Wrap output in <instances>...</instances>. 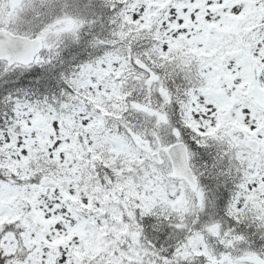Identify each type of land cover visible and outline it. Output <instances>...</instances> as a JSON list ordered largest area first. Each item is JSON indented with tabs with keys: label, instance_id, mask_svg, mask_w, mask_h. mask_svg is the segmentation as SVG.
<instances>
[{
	"label": "snow or ice",
	"instance_id": "snow-or-ice-1",
	"mask_svg": "<svg viewBox=\"0 0 264 264\" xmlns=\"http://www.w3.org/2000/svg\"><path fill=\"white\" fill-rule=\"evenodd\" d=\"M0 264H264V0H0Z\"/></svg>",
	"mask_w": 264,
	"mask_h": 264
}]
</instances>
